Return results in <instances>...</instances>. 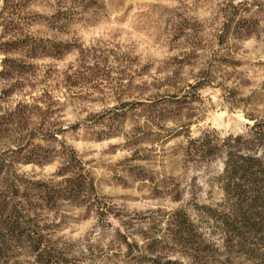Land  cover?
Here are the masks:
<instances>
[{
  "label": "rangeland",
  "instance_id": "1",
  "mask_svg": "<svg viewBox=\"0 0 264 264\" xmlns=\"http://www.w3.org/2000/svg\"><path fill=\"white\" fill-rule=\"evenodd\" d=\"M256 121L264 0H0V189L60 264H247L212 214Z\"/></svg>",
  "mask_w": 264,
  "mask_h": 264
},
{
  "label": "trees",
  "instance_id": "2",
  "mask_svg": "<svg viewBox=\"0 0 264 264\" xmlns=\"http://www.w3.org/2000/svg\"><path fill=\"white\" fill-rule=\"evenodd\" d=\"M83 7H91L98 0H72ZM263 122L252 125L251 135H237L235 144L227 148L221 171L222 189L224 191L221 212L212 217L220 222V229L226 240L237 246L243 253L247 264H264V152H259L257 137L264 133L260 130ZM259 126V127H257ZM256 128V129H255ZM260 131L259 136L253 132ZM203 138V137H200ZM243 138V139H242ZM241 139V140H240ZM215 148V147H214ZM212 151L213 148H201ZM79 168L75 173L73 184L67 189L66 196L80 193L87 183L81 160L75 156ZM63 171V170H62ZM0 189V264H9L8 250L15 241L18 245L26 241L30 251L36 253L39 264H60L59 257L41 242V236L33 235L34 227L22 218L26 204L19 199L18 183L6 181Z\"/></svg>",
  "mask_w": 264,
  "mask_h": 264
}]
</instances>
